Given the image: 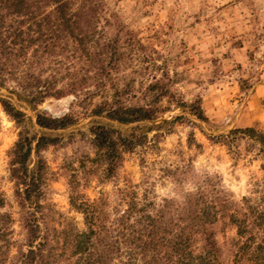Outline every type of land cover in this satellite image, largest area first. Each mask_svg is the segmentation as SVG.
<instances>
[{
	"label": "trees",
	"instance_id": "trees-1",
	"mask_svg": "<svg viewBox=\"0 0 264 264\" xmlns=\"http://www.w3.org/2000/svg\"><path fill=\"white\" fill-rule=\"evenodd\" d=\"M107 11L104 0H0V88L33 110L48 99L83 96L92 116L121 126L157 120L166 112V101L209 122L200 100L189 104L172 92L173 81L165 71L145 88V104H131L132 84L122 86L119 81L126 54L120 39L107 35ZM102 21L105 26H100ZM47 71L50 77H45ZM0 105L18 125L32 123L11 99L0 97ZM35 117L41 131L78 123L72 113ZM26 128L10 152L25 236L23 241L13 239L15 220L2 212L6 198L0 191V264H264V178L239 202L210 179L181 200L164 199L160 204L146 191L139 195L129 186L117 187L113 202L109 196L90 200L82 186L96 177L99 183L116 178L125 155L146 144L144 135L125 136L98 124L90 129L93 157L78 161L70 179V203L83 215L85 228L69 222L56 229L45 212L53 173L42 154L60 139L31 134ZM244 139L264 154V132L253 127L212 137L230 151ZM220 222L237 231L227 257L216 239Z\"/></svg>",
	"mask_w": 264,
	"mask_h": 264
},
{
	"label": "rangeland",
	"instance_id": "rangeland-1",
	"mask_svg": "<svg viewBox=\"0 0 264 264\" xmlns=\"http://www.w3.org/2000/svg\"><path fill=\"white\" fill-rule=\"evenodd\" d=\"M104 1L110 24L107 35L119 38L126 54L119 81L122 86L132 84L131 104H145V88L165 71L173 81L172 92L189 104L200 100L209 122L166 101V112L157 120L121 126L92 116V106L83 96L48 99L33 110L10 90L0 88V97L11 99L32 121L18 125L0 105V191L6 198L2 212L15 220L14 240L23 241L25 233L11 178L10 152L25 127L31 134L60 139L42 154L53 173L45 212L50 227L56 229L69 222L85 228L83 215L70 203V179L78 161L85 155L93 157L90 129L98 124L112 126L125 136L144 135L146 144L125 155L116 178L99 183L96 177L82 186L90 200L109 196L113 202L116 188L129 186L139 195L146 191L150 200L160 204L164 199L181 200L198 183L210 179L239 202L264 178V154L249 139L232 151L212 141L236 129L253 127L264 132V0ZM50 74L47 71L45 77ZM99 101L96 98L94 103ZM36 113L56 118L72 113L78 123L65 130L41 131L35 125ZM180 116L185 119L174 121ZM236 235L232 225H216V239L225 257Z\"/></svg>",
	"mask_w": 264,
	"mask_h": 264
}]
</instances>
